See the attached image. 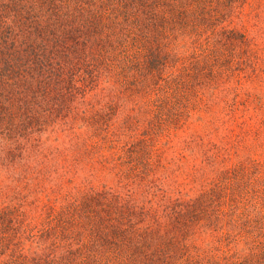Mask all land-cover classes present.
Listing matches in <instances>:
<instances>
[{"label": "trees", "instance_id": "16d2710c", "mask_svg": "<svg viewBox=\"0 0 264 264\" xmlns=\"http://www.w3.org/2000/svg\"><path fill=\"white\" fill-rule=\"evenodd\" d=\"M235 1L245 2L0 0V264H264V177L249 176L256 164L222 167L185 199L159 196L149 181V153L170 135L163 129L198 98L191 80L199 71L191 68L185 79L178 66L166 71L169 63L185 62L176 49L201 37L237 35L221 24ZM204 74L213 72L204 69L201 81ZM178 75L182 94L172 84ZM102 82L111 86L103 85L104 97L126 99L121 110L152 114L150 126L147 118L124 116L123 145L116 134L106 137L101 121L89 126L81 118L85 127L76 132L77 124L56 120L69 99L85 101ZM207 83L200 88L210 89ZM246 106L233 104L229 117L217 120L227 134L215 146L217 159L242 142L236 128L243 135L246 125L264 129V118L247 119ZM105 110L100 119L110 115ZM52 118L65 126V137L55 140L69 150L48 144ZM96 137L100 143L86 144ZM89 158L125 192L90 186L91 174L82 172Z\"/></svg>", "mask_w": 264, "mask_h": 264}, {"label": "rangeland", "instance_id": "374dc122", "mask_svg": "<svg viewBox=\"0 0 264 264\" xmlns=\"http://www.w3.org/2000/svg\"><path fill=\"white\" fill-rule=\"evenodd\" d=\"M222 23L226 30L237 32V35L225 33L209 38L204 34V37L198 39V45H190V48H177V55L181 59L183 57L187 59L183 63H178V60L171 61L166 70L178 66L177 70L185 79L193 71L191 68L199 71V78L191 80L193 84L198 85L195 86L198 90L195 105L190 110H185L184 115L180 116L181 118H175L173 127L169 125L168 129H163V132L170 134L168 139L159 140L156 146L158 151L153 152L152 150L149 153L150 163L154 166V175L149 179L150 184L159 196H164L169 200L172 198L185 199L198 194L204 187L206 189L216 176L218 177L220 170L224 169L222 167L233 166L240 161L256 164L253 169H250L249 176L264 177V129L259 125H246L250 131L248 133L247 130L244 131L245 135H243L239 128L235 130L234 122H230L229 127L235 130L234 139L237 140L240 136L239 141L242 142L232 148L230 155L227 154L226 158L217 159L221 154L217 149L224 144L223 140H227L224 138L227 135L226 131L217 120L221 117L225 119L229 117L233 104L235 107L237 104L239 108H241L240 104L247 105L245 108L248 109L244 110L246 114L248 112L247 119L249 117L251 119L264 118V0L235 1L232 11L226 14ZM204 38L206 39L204 40ZM190 57H195V59ZM224 62V65L235 63L232 69L227 72L221 68ZM204 69L207 72L212 71L213 74L211 76L204 74L201 81L200 76ZM182 75H178L172 82L175 89L180 90V94L183 93ZM208 79H210V83H207V86L212 90L201 89L200 86ZM162 84L160 83V85ZM103 85L111 87L107 82H102L99 92L86 95L85 101L82 97L69 99L65 103L67 109L62 110L60 117H57V112L55 113L56 120L62 117L69 123L77 124V127H74L76 132L80 130L79 126L85 127L84 123L80 121L81 118L87 117L89 126L95 123L100 126L101 121L104 123L103 133L106 134V137L110 138L116 134L117 138H115L119 139L117 144L120 145L121 141L123 145L126 143L125 137L119 134L126 132V130L122 131L123 118L128 116L126 115L128 113L132 115L131 117L138 114L135 113L137 111H130L128 108L120 109V104H125L126 99L113 98L110 100L108 97H104L107 87H103ZM184 96H186L185 93ZM184 96L183 99H185ZM149 97L151 96H148V99H150ZM137 98V101L142 104L141 98L146 99L140 96ZM259 98L263 100L262 108L256 106V101L257 104H261ZM103 106L105 108L100 111ZM106 107L110 109V115L100 119V115L106 114ZM170 113L173 114L174 111H170ZM240 114L241 112L236 113L238 117H241ZM151 115H138L137 118L138 120H142L143 117L147 118L145 122L150 126V119H153ZM94 116L95 118H93ZM53 121L54 118L45 127L48 131H52L53 135L48 144H51V147L69 150L67 144L58 142L60 139L55 140V137H65V133H63L65 126L59 127L58 123H53ZM133 127L131 126L130 130L135 131ZM141 127L138 128L139 131L143 130ZM48 136L49 134L45 135V137ZM95 142L100 143V139L92 138L86 141V144L90 146ZM74 159L75 162L78 160L77 155ZM89 159L91 168L82 169V172L88 170L85 173L91 174L87 178L90 186L99 189L113 185V190L118 189L122 193L125 192V189L114 180H107L106 176L108 175L102 171L99 163ZM77 177L81 176L77 175Z\"/></svg>", "mask_w": 264, "mask_h": 264}]
</instances>
